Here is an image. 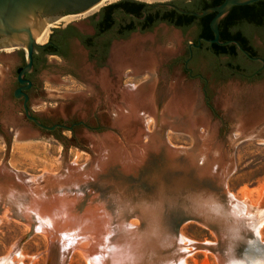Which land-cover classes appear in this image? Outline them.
Listing matches in <instances>:
<instances>
[{
    "label": "rangeland",
    "instance_id": "1",
    "mask_svg": "<svg viewBox=\"0 0 264 264\" xmlns=\"http://www.w3.org/2000/svg\"><path fill=\"white\" fill-rule=\"evenodd\" d=\"M117 1L56 23L48 40L55 28L68 23L91 32L89 18ZM116 19L131 17L119 11ZM192 37L161 23L112 41L98 67L78 43L69 61L50 56L31 107L44 124L71 129L25 124L9 132L6 102L1 101L0 166L7 163L13 172L0 174V264H46L51 257L58 264H85L88 248L74 234L77 222L99 202L115 197L138 201L208 186L264 202V73L248 86L215 77L214 60L194 66L196 77L179 63L166 67ZM1 53L0 82L8 76L7 66L26 59L24 48ZM139 86L147 93L142 103L131 106V97L123 96ZM158 118L165 135L157 131ZM195 144L192 156L173 152ZM183 231L194 252L189 264H211L203 251L211 234L196 222Z\"/></svg>",
    "mask_w": 264,
    "mask_h": 264
},
{
    "label": "clouds",
    "instance_id": "2",
    "mask_svg": "<svg viewBox=\"0 0 264 264\" xmlns=\"http://www.w3.org/2000/svg\"><path fill=\"white\" fill-rule=\"evenodd\" d=\"M192 222L212 236L203 242L211 264H264V202L238 190L192 186L138 201L115 197L81 218L74 234L88 248L85 264H189L194 252L183 227Z\"/></svg>",
    "mask_w": 264,
    "mask_h": 264
},
{
    "label": "flooded vegetation",
    "instance_id": "3",
    "mask_svg": "<svg viewBox=\"0 0 264 264\" xmlns=\"http://www.w3.org/2000/svg\"><path fill=\"white\" fill-rule=\"evenodd\" d=\"M130 1L122 0L119 6L109 10L114 17V22L108 27L107 24L100 22L108 12L103 8L97 15L89 18L88 25L92 29L91 32H84L73 23L55 28L50 39L44 44L46 46L35 47L32 68L22 75L24 82L19 80V74L27 63L26 59L24 61L20 59L7 66L8 76L0 82V103L2 100L6 102L9 132L25 124L38 127L32 119L27 117L25 103L29 113L44 123L43 118L31 107L32 97L34 94H39L41 89L38 76L46 67L50 56L60 57L65 62L69 61L73 55L74 43H78L87 52L88 61L98 67L107 56L112 41L124 40L136 31L141 33L151 31L155 26L164 23L178 29L183 36L188 32L193 34V37L186 41L181 55L168 62L166 67L179 63L182 71L190 77H196L198 74L194 73V66L214 60L213 62H216L213 67L215 77L234 79L248 86L258 81L264 73V0L234 4L228 12L230 21L227 28L218 25V40L221 43L211 41L215 37L211 27L215 12H210L213 13L211 16H206L209 13L204 16H195L183 13L179 9L203 11L225 0H168L161 2L169 5L159 6H147L145 3L140 6L141 15L139 16L128 10L127 4ZM119 11L130 16L131 19L117 20L116 12ZM64 14V16H75L80 13L65 12ZM180 14L187 17L178 20ZM188 16H195V18L191 20ZM226 31L229 33L227 38L224 35ZM5 50L7 49L0 50V56L4 55L1 52ZM18 90H20L19 96L16 95ZM205 91L206 88L203 86L204 100L209 107ZM2 131L0 121V132Z\"/></svg>",
    "mask_w": 264,
    "mask_h": 264
},
{
    "label": "water",
    "instance_id": "4",
    "mask_svg": "<svg viewBox=\"0 0 264 264\" xmlns=\"http://www.w3.org/2000/svg\"><path fill=\"white\" fill-rule=\"evenodd\" d=\"M101 0H0V50L9 48H24L26 51V65L22 68L19 74V80L24 82L22 75L32 68L33 51L36 46H42L45 43H36L35 38L39 36L40 31L44 28L45 24L56 21L58 18L64 16L65 12L83 13L91 7L99 3ZM255 0H225L217 6L207 7L203 11H187L179 9L183 13L192 14L195 16H204L210 12H215L211 20V27L215 32V37L211 39L212 42L221 43L219 37V21L225 16L234 4H247ZM147 6L169 5L168 3L158 2L156 4H146ZM240 46V45H239ZM20 90L16 94L19 96ZM26 115L32 119L36 125L45 130H55L56 128H69L73 125L67 126L63 123H55L53 125H46L33 117L29 113L26 106ZM159 117V116H158ZM75 123V124H79ZM17 129V128H16ZM157 131L165 135L163 125L158 118ZM164 133V134H163ZM197 150L196 144L192 147L185 149H174L173 152L181 156H192ZM195 156V155H193ZM200 167V164H199ZM12 169L7 163L0 166V174L12 173ZM225 173L219 175V184L222 185ZM51 245H55L51 242ZM66 251V250H65ZM46 264H58L53 258H49Z\"/></svg>",
    "mask_w": 264,
    "mask_h": 264
},
{
    "label": "bare ground",
    "instance_id": "5",
    "mask_svg": "<svg viewBox=\"0 0 264 264\" xmlns=\"http://www.w3.org/2000/svg\"><path fill=\"white\" fill-rule=\"evenodd\" d=\"M107 1H114V0H101L99 3H97L96 5H94L93 7H91L89 10L83 12V13H87L89 11H92L94 9H97L98 7H100L101 5H103L105 2ZM148 1H152V0H148ZM73 17V15H70V16H62L60 18H58L56 21L54 22H51V23H47L45 24L44 28L40 31L39 33V36L37 38L34 39V41L36 43H45L47 40H48V37H49V34L51 32V27L54 26L56 23L62 21V20H68V18H71ZM9 49H12V48H9ZM144 86H139L137 87L135 90H131V91H127L126 93H128V95H124L123 96V100H127L128 98L127 97H131V99L129 101H131V106L132 105H135V104H140L143 102V98L145 97V93L146 92V89L143 88ZM178 89V88H177ZM178 96V95H177ZM185 96V95H184ZM182 100V99H181ZM129 101H126V102H129ZM174 101V100H173ZM176 103V102H175ZM125 104V103H123ZM178 104V103H177ZM126 107V106H125ZM176 107V106H175ZM135 108V107H133ZM136 109V108H135ZM56 229V228H55ZM55 231V230H54ZM48 234V233H47ZM78 239V237H77Z\"/></svg>",
    "mask_w": 264,
    "mask_h": 264
},
{
    "label": "trees",
    "instance_id": "6",
    "mask_svg": "<svg viewBox=\"0 0 264 264\" xmlns=\"http://www.w3.org/2000/svg\"><path fill=\"white\" fill-rule=\"evenodd\" d=\"M122 3V0L120 1H117V2H114V3H111L107 6L104 7L105 10H108V12H106L105 16H103V18L101 19V24L104 23L107 24V27L112 24L114 22V17L113 15L111 14V12H109L110 9H114L116 8L117 6H119L120 4ZM145 3L144 2H141V1H137V0H131L128 4H127V7H128V10H130V12H132L133 14L139 16L141 15V12H140V6H143ZM213 13H209L208 15L206 16H211ZM183 17H187L185 15H182L180 14L178 20H181L183 19ZM191 20H193L195 18V16H188ZM229 21H230V18L228 16V13L223 16L221 18V20L219 21V25L222 26L223 28H227L228 24H229ZM179 25V23H176ZM225 38L229 37V33H227V31L225 32ZM43 46H46V45H43Z\"/></svg>",
    "mask_w": 264,
    "mask_h": 264
}]
</instances>
